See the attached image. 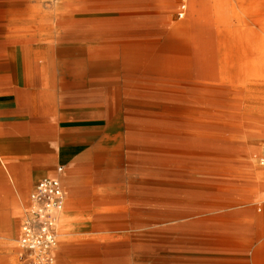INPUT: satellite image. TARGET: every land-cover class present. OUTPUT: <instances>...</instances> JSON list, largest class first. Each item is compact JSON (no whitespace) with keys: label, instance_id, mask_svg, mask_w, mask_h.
Returning a JSON list of instances; mask_svg holds the SVG:
<instances>
[{"label":"rangeland","instance_id":"374dc122","mask_svg":"<svg viewBox=\"0 0 264 264\" xmlns=\"http://www.w3.org/2000/svg\"><path fill=\"white\" fill-rule=\"evenodd\" d=\"M35 1L49 9L35 10L29 24L13 25V14L0 19L1 66L13 74V97L27 105V113L34 114L33 93L47 87L41 72L34 82L29 70L16 71L7 56L14 47H24L30 64L43 70L49 45L63 52L62 59L82 61L81 70L73 78H64L54 92L48 121L50 152L62 148L70 161L82 166L77 171L83 176L78 188L79 198L85 202L68 209L66 223L62 217L58 225L54 252L58 264H214L219 252L214 249L216 239L191 231L185 206L203 201L220 207L216 213L228 215L259 206L264 168L258 159H251V152H264V133L261 123L249 127L247 120L264 118V88L251 87L254 80L246 71H233L237 75L231 86L208 90L217 103H239L240 118L190 126L193 134L203 132L204 137L177 135L171 140L148 133L146 129L155 124L152 108L159 103L160 87L150 85L146 72L129 70L127 60L145 57L141 52L145 44L168 42L161 35L168 24L175 28L190 21L188 15L177 18L179 0H92L89 4V0H79L76 14L56 11L57 0H19L12 11L24 16L20 11ZM229 2L227 28L234 33L242 26V13L236 0ZM127 5L135 12L147 11L146 25L155 28L131 31L123 40L121 35L128 32L113 27L122 23L138 26L137 21L123 19L121 10ZM59 15L74 21V29L62 30L56 23ZM251 28L260 33L259 27ZM125 44L128 46L123 48ZM117 60H124L121 69L112 64ZM88 63L97 67L84 70ZM58 166L64 168L61 163ZM55 170L45 177H54ZM69 184L64 177L65 191ZM21 200L10 214L17 219L18 232L28 209ZM143 207L146 213L159 211L170 216L143 223L139 217ZM7 234L0 238V264H18L12 250L18 236ZM228 251L221 258L227 264H247L245 251ZM4 258L6 263H1Z\"/></svg>","mask_w":264,"mask_h":264},{"label":"bare ground","instance_id":"6f19581e","mask_svg":"<svg viewBox=\"0 0 264 264\" xmlns=\"http://www.w3.org/2000/svg\"><path fill=\"white\" fill-rule=\"evenodd\" d=\"M78 1L57 0L54 9L59 12L68 11L76 14ZM18 4L19 0L0 2V19L4 17V14H13L11 20L13 25L29 24L33 20V15L37 14L35 10L49 9L40 6L39 1H35L34 4L31 3L20 11L25 13L21 16L17 13L18 10L12 11L13 6ZM236 5L242 13V26L233 33L227 28L226 15L227 7L230 6L229 0H186L184 17L188 15L190 21L178 23L175 28L168 24L169 29L161 32L162 36L169 38L168 42L145 44L141 51L145 57L127 60L129 70L146 72L147 75H145L149 78L150 85L153 86L155 83L160 87L161 93L157 100L159 103L154 104L152 108L154 114L151 119L155 124L146 129L148 133L171 140L177 135L204 137L203 132L193 134L189 130L190 126L202 127L208 123L221 122L220 120L225 118H240L242 109L239 103L230 102L226 105L217 103L211 99V91L208 90L218 89L221 85L231 86L237 75L233 71H246L249 73L247 77L254 80L251 87L264 88V0H236ZM62 16L59 15L57 25L62 30L74 29V21L66 20ZM251 26L259 27L260 33L254 32ZM188 31H191L192 41H189ZM203 38L207 39L206 43L202 40ZM13 49L12 54L9 53L7 56L13 60L16 71L30 72L34 82L38 80L40 72L46 75L47 87L45 86L44 90L37 88V92L33 94L36 104L40 106L39 108H43L41 112L50 115L55 103L52 100L54 92L62 85L64 78H73L81 70L82 61L62 59L60 57L63 56V52L49 45L47 68L43 70L32 62L30 64L24 47ZM123 61H113L112 64H117L114 67L121 69L123 64L120 62ZM94 67L97 66L88 63L84 66V70H91ZM191 87L195 89L194 92H191ZM227 110L232 111L227 112ZM256 123H261L264 133V118L254 117L247 120L249 127H254ZM251 154V159H258L264 168V152L257 149ZM60 163L64 166L63 175L58 176L61 182L64 177L69 178L82 167L70 161L66 150L50 152L49 170L57 168ZM253 175L257 173L253 172ZM259 184L263 193L261 201L258 202L259 206L256 208L252 206L244 213L236 214L238 216L216 213L220 212V207L211 206L203 201H195L186 205L185 207L189 209L188 217L191 218V231L201 236L217 237L214 245L241 248L247 253V264H264V205L261 206L264 203V181H260ZM21 199L22 205L27 207L29 205L28 191L21 196ZM77 205L74 191H65L63 209L57 214V229L62 217L63 222L67 221L68 217L64 216V213L68 209H74ZM141 214L142 216L139 217L142 218L143 223L146 220L153 221L170 216L169 213H159V211L158 213H146L144 207ZM7 233L10 238L19 237L20 230L18 232L16 218L8 220ZM62 241V245L66 246V241ZM12 250L19 254L21 252L18 245L12 246ZM56 250L57 242L53 251L54 264H58L54 256ZM59 254L60 250L57 251V256ZM5 259L1 260V263H6Z\"/></svg>","mask_w":264,"mask_h":264},{"label":"crops","instance_id":"0c3cea01","mask_svg":"<svg viewBox=\"0 0 264 264\" xmlns=\"http://www.w3.org/2000/svg\"><path fill=\"white\" fill-rule=\"evenodd\" d=\"M146 12L144 9L135 12V10L131 9L130 5L124 6L121 10L123 19L137 21L138 26L122 23V25L116 28L113 27L112 30L128 32V34L123 33L124 35H121L124 40L125 37L129 36L131 31L140 32L146 29H154V26L150 27V25H146ZM126 46L128 44L123 45V48ZM1 63L0 60V238L7 232L8 220L13 218L10 215L13 212V206L18 204L21 196L26 191H28L29 197L33 186L50 173L48 168L50 156L48 121L50 115L41 112L43 108H39L40 106L36 103L32 106L34 107V114L27 113V105L21 101H17L13 97L15 89L13 90L12 72L10 69L5 72ZM7 83L9 85H6ZM58 150H62V148ZM55 176H57L56 171ZM81 179H83L81 173L76 172L72 174L69 177L70 184L67 188V190L74 191L75 201L78 205L85 203L84 200H80L81 198H79L80 189L78 188V184L81 182ZM214 239H217V237H214ZM235 248L239 247L215 245L214 249L220 253L217 252L216 254L215 252L217 260L214 261V264H227L226 261L228 260L221 258L226 257L229 253L228 250H234ZM222 249L226 250L225 255L221 253ZM18 255L19 253H17V257Z\"/></svg>","mask_w":264,"mask_h":264},{"label":"built area","instance_id":"2783aa9c","mask_svg":"<svg viewBox=\"0 0 264 264\" xmlns=\"http://www.w3.org/2000/svg\"><path fill=\"white\" fill-rule=\"evenodd\" d=\"M186 0H179L177 18L183 19ZM63 167L56 168L57 176L44 177L31 189L28 209L21 224L17 241L19 264H54L53 251L57 239V214L64 206V188L59 179Z\"/></svg>","mask_w":264,"mask_h":264}]
</instances>
